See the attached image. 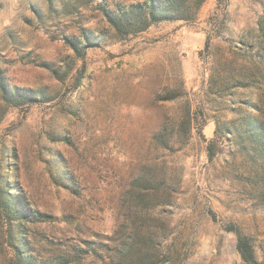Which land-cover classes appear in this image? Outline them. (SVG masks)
<instances>
[{"label": "rangeland", "instance_id": "1", "mask_svg": "<svg viewBox=\"0 0 264 264\" xmlns=\"http://www.w3.org/2000/svg\"><path fill=\"white\" fill-rule=\"evenodd\" d=\"M142 1L0 0V85L34 96L0 86V195L29 209L0 207V264H243L208 208L264 264V0L115 32Z\"/></svg>", "mask_w": 264, "mask_h": 264}, {"label": "trees", "instance_id": "2", "mask_svg": "<svg viewBox=\"0 0 264 264\" xmlns=\"http://www.w3.org/2000/svg\"><path fill=\"white\" fill-rule=\"evenodd\" d=\"M202 1L203 0H199L193 7L189 4L188 0H144L140 3L130 4L126 7L119 6L115 12L105 11V17L115 32L119 33L121 36H125L130 33H135L138 30H145L150 25L160 21L186 19V13L196 11ZM227 1L228 0H216V6L224 7L227 4ZM85 39L88 41L86 35ZM68 42L72 43L76 50L79 49L78 44L80 42H77V40L68 38ZM204 47L206 49L209 48L208 40L205 41ZM0 86L2 88V96L6 100H16L18 101L17 103H19L20 101H23V99H34L33 93H30L25 89H19L15 86L13 89H10L7 84L3 83ZM198 134L204 143L207 160H212L216 155V129L212 131L211 136H207L201 128L198 130ZM257 137L262 146H264V128L260 125L257 126ZM6 194L8 193L6 192ZM18 199L19 196H16V198L13 199L5 198L4 193L0 195V207L5 211L7 216H13L16 213L21 215L24 212H29V209L24 206V203ZM20 205L21 207H19ZM207 214L211 220L219 222L225 230L231 231L235 234V249L243 264H262L256 257L250 237L243 234L235 223H226L219 219L211 208H208ZM19 243H24V236L20 237ZM26 264H35V262L29 261L26 258Z\"/></svg>", "mask_w": 264, "mask_h": 264}]
</instances>
